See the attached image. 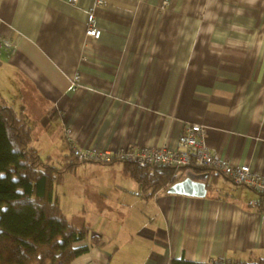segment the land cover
I'll list each match as a JSON object with an SVG mask.
<instances>
[{
    "label": "crops",
    "instance_id": "1",
    "mask_svg": "<svg viewBox=\"0 0 264 264\" xmlns=\"http://www.w3.org/2000/svg\"><path fill=\"white\" fill-rule=\"evenodd\" d=\"M101 1L0 0V33L16 46L0 60V96L31 123L38 153L65 162V128L80 146L174 148L198 123L211 151L264 175V0ZM88 24L98 39L85 35ZM77 170L88 173L71 184L82 197L74 223L58 185ZM199 171L203 197L166 188L144 197L122 162L78 163L54 186L70 223L88 228L75 243L87 250L70 264L264 256L260 195Z\"/></svg>",
    "mask_w": 264,
    "mask_h": 264
},
{
    "label": "trees",
    "instance_id": "2",
    "mask_svg": "<svg viewBox=\"0 0 264 264\" xmlns=\"http://www.w3.org/2000/svg\"><path fill=\"white\" fill-rule=\"evenodd\" d=\"M32 131L25 115L0 96V264H70L87 250L75 243L86 236L88 228L70 223L54 186L80 162L70 160V154L59 165L49 156L42 157L31 145ZM121 162L123 172L139 184L144 197L183 178V172L173 167ZM257 193L256 206L264 211V193ZM241 262L264 264V256ZM168 264L203 263L179 257Z\"/></svg>",
    "mask_w": 264,
    "mask_h": 264
},
{
    "label": "built area",
    "instance_id": "3",
    "mask_svg": "<svg viewBox=\"0 0 264 264\" xmlns=\"http://www.w3.org/2000/svg\"><path fill=\"white\" fill-rule=\"evenodd\" d=\"M101 2L97 0L98 5ZM84 33L87 37L98 39L100 29L88 24ZM15 49L12 40L0 33V60L3 56L13 55ZM81 57L84 58V55L82 54ZM81 77L80 74L75 73L71 79L72 84L79 82ZM204 130L205 127L201 124L187 123L178 136L174 148L164 143L160 146L139 145L125 149H97L75 144L77 141L70 134V128L64 129V136L70 144L71 156L80 162L108 164L113 161H130L141 166L163 165L174 169L208 168L227 177L234 184L264 193V175L253 172L247 162L234 164L230 159L211 151L205 140ZM220 260L223 264H242L237 260ZM205 264H210V261Z\"/></svg>",
    "mask_w": 264,
    "mask_h": 264
},
{
    "label": "rangeland",
    "instance_id": "4",
    "mask_svg": "<svg viewBox=\"0 0 264 264\" xmlns=\"http://www.w3.org/2000/svg\"><path fill=\"white\" fill-rule=\"evenodd\" d=\"M232 1H235V0H232ZM169 5L170 4H167V2L164 1L163 6L171 9ZM213 8H215V5H213ZM71 159H74V158L70 156V160ZM118 164L119 163H115V166H118ZM97 172L102 173V171H97ZM83 173H88V172L83 171V170H79V171L77 170L73 174L69 173L66 176H64L65 179L63 180V182H61V185H58V190L65 191L64 193L66 196L62 198V201L64 202L65 200H69L68 205L64 204L63 211H65L69 215V219L74 223H77L78 219L80 218V212L78 211V209L80 208L82 197L80 196V193L77 194V192H74L73 190H72L73 193L70 191L72 189L71 184L78 182V185H80V175H82Z\"/></svg>",
    "mask_w": 264,
    "mask_h": 264
},
{
    "label": "water",
    "instance_id": "5",
    "mask_svg": "<svg viewBox=\"0 0 264 264\" xmlns=\"http://www.w3.org/2000/svg\"><path fill=\"white\" fill-rule=\"evenodd\" d=\"M184 177L171 184L167 188L168 193H175L194 197H203L206 193L205 178L206 172L199 170H187L183 173Z\"/></svg>",
    "mask_w": 264,
    "mask_h": 264
}]
</instances>
